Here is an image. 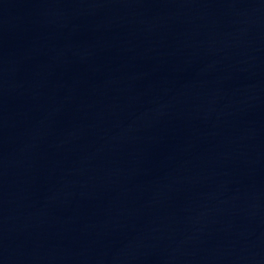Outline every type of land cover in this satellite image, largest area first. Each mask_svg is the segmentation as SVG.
<instances>
[{
	"label": "water",
	"instance_id": "1",
	"mask_svg": "<svg viewBox=\"0 0 264 264\" xmlns=\"http://www.w3.org/2000/svg\"><path fill=\"white\" fill-rule=\"evenodd\" d=\"M0 264H264V0H0Z\"/></svg>",
	"mask_w": 264,
	"mask_h": 264
}]
</instances>
